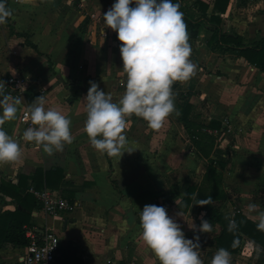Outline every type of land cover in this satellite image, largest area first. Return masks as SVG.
Masks as SVG:
<instances>
[{"label": "crops", "instance_id": "1", "mask_svg": "<svg viewBox=\"0 0 264 264\" xmlns=\"http://www.w3.org/2000/svg\"><path fill=\"white\" fill-rule=\"evenodd\" d=\"M198 1H183L194 18L202 16ZM202 1L213 6L214 0ZM113 3L7 0L13 14L0 24V97L16 95L22 102L16 118L2 127L19 142L22 155L18 161L0 162V262L20 259L25 247L5 240L1 219L16 210L17 201L2 191L3 181L21 183L23 197L32 194L38 200L35 191L46 187L76 203L73 211L55 217L37 207L31 210L29 229L60 236L61 264H160L141 236L139 213L146 204L165 206L187 238L198 235L200 258L210 264L222 226L195 204L196 195L189 205L183 201L191 186L203 184L210 166L223 176L219 188L227 198L215 204L225 216L243 212L258 222L247 205L256 202L264 209V71L238 50L216 51V42L210 44L212 31L204 25L198 36H188L194 75L172 85L179 115L171 113L159 129L129 115L123 131L131 153L108 155L90 143L84 131L89 82L118 100L127 81L123 42L104 23L103 13ZM222 25L241 34L245 43L259 41L264 37V0H230ZM14 74L29 80L24 93L8 83ZM40 95L46 108L57 107L71 118L73 141L52 154L22 137L32 127L22 122L23 111ZM189 103L221 123L207 129L213 141L209 156L195 145L182 120L181 109ZM202 214L213 226L210 232L199 229ZM261 253L264 246L244 236L240 250L231 253L232 264H264Z\"/></svg>", "mask_w": 264, "mask_h": 264}, {"label": "clouds", "instance_id": "2", "mask_svg": "<svg viewBox=\"0 0 264 264\" xmlns=\"http://www.w3.org/2000/svg\"><path fill=\"white\" fill-rule=\"evenodd\" d=\"M134 4V6H132ZM7 0H0V24L12 16ZM180 5L173 0H114L103 13L104 23L116 30L127 74L124 93L114 100L111 92L101 89L90 81L86 100L87 118L84 131L90 143L108 155L131 153L123 131L127 117L135 114L148 122L149 127L159 129L168 116L175 112V81H186L196 71L190 59L192 48L189 43L186 23ZM2 87V85H0ZM22 98L11 94L0 97V162L18 161L22 155L19 142L8 134L2 125L16 118ZM45 96H37L29 105L30 119L35 127H28L22 137L42 145L45 152L52 154L63 149L65 143L74 139L71 118L57 107H45ZM212 197L197 199L196 205L210 204ZM249 213L258 222V230L264 231V209L256 202L247 205ZM141 236L154 251L160 264H204L200 258V238H187L180 224L171 217L165 206L146 204L140 210ZM190 227L195 228V224ZM210 220L201 216L200 231L212 230ZM238 227L235 219H229L228 231ZM236 246L233 241L232 247ZM210 264H232L227 248H219Z\"/></svg>", "mask_w": 264, "mask_h": 264}, {"label": "trees", "instance_id": "3", "mask_svg": "<svg viewBox=\"0 0 264 264\" xmlns=\"http://www.w3.org/2000/svg\"><path fill=\"white\" fill-rule=\"evenodd\" d=\"M174 1L180 5V11L184 14L183 19L186 23L188 36H198L201 27L204 25L208 30L212 31L210 44H213L214 41L216 42V51L238 50L247 61L264 71V37L259 41L245 43L241 34H231L223 29L224 14L230 0H214L212 7H210V4L199 0V10L202 12V16L199 18H194L184 10V0ZM181 111L182 120L195 145L202 153L204 152V156H209L213 141L207 129L220 128L221 123L216 119L208 120L201 110L191 103L182 108ZM207 146L209 147L208 150L206 149ZM222 179V174L216 173L214 168L210 166L207 174H205L203 184L201 186H191L183 201L189 205L194 195H196L197 199L212 197L210 204L198 206L222 226L220 234L216 237L218 249L224 247L231 253L238 252L242 246L244 236L264 246V231L257 229L255 220L243 212H235L232 218L225 216L220 211V206L215 204V201L227 198L225 191L219 188ZM20 186L21 183L13 184L8 181H3L1 184L2 191L12 193L17 201V208L14 212L9 211L3 214L6 216L1 219V225L6 228L4 233L5 240L13 244L26 246L30 243V238L26 235V232L31 228V210L34 207L39 208V201L32 194L21 196L19 193ZM229 219H235L238 225L231 232L228 231ZM234 240L236 241V246L232 247ZM61 259V257H57L56 264H61ZM263 259L264 253H261L260 260Z\"/></svg>", "mask_w": 264, "mask_h": 264}, {"label": "built area", "instance_id": "4", "mask_svg": "<svg viewBox=\"0 0 264 264\" xmlns=\"http://www.w3.org/2000/svg\"><path fill=\"white\" fill-rule=\"evenodd\" d=\"M8 80L10 86L20 93H24L30 85L29 80L19 74L11 75ZM21 120L25 125L33 127L29 108L23 111ZM35 194L39 201L38 209L48 217L59 216L73 211L76 207V203L68 201L60 191L45 187L35 191ZM27 236L30 243L24 247L21 258L16 261H1L0 264H56L57 254L61 248V238L56 232L47 229L41 234L28 229Z\"/></svg>", "mask_w": 264, "mask_h": 264}]
</instances>
